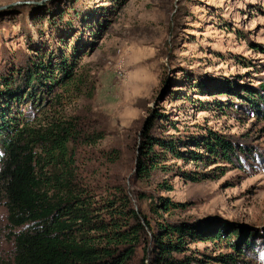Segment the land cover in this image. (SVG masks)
I'll list each match as a JSON object with an SVG mask.
<instances>
[{
	"label": "rangeland",
	"instance_id": "obj_1",
	"mask_svg": "<svg viewBox=\"0 0 264 264\" xmlns=\"http://www.w3.org/2000/svg\"><path fill=\"white\" fill-rule=\"evenodd\" d=\"M64 58L82 87L74 99L64 95L62 113L102 137L76 147V186L96 204L122 194L153 230L159 216L222 230L220 240L188 245L194 264H223L219 256L264 264V0H0V79ZM154 113L156 134L179 141L181 152H198L190 141L213 133L235 148L233 163L169 157L172 173L142 180L135 163ZM177 169L212 177L191 183ZM164 182L172 191L162 192ZM159 198L182 208L164 213ZM6 216L0 196V264H13L21 228L11 231Z\"/></svg>",
	"mask_w": 264,
	"mask_h": 264
},
{
	"label": "trees",
	"instance_id": "obj_2",
	"mask_svg": "<svg viewBox=\"0 0 264 264\" xmlns=\"http://www.w3.org/2000/svg\"><path fill=\"white\" fill-rule=\"evenodd\" d=\"M67 62L65 58L51 66L42 60L41 66L29 62L25 70H15L8 78L0 79V103L11 102L3 108L0 105V196L8 227L11 231L21 228L12 234L13 264H194L196 261L186 256L188 245L220 240L222 230L211 233L169 221L158 215L157 204H150L151 215L159 216L153 230L146 216L131 208L122 194L96 204L76 186V147L95 144L102 137L82 132L78 120L65 118L62 113L64 95L74 99L82 87L74 74L75 63ZM43 65L48 69L47 76L41 74ZM24 107L32 113L22 112ZM157 117L154 113L147 122L143 146L138 150L135 172L142 180L159 169L170 173L172 168L164 166L169 157L202 160L208 166L217 159L233 163L235 148L213 133L200 141H190L198 152H181L179 141L165 140L156 134ZM175 173L191 183L212 177L179 169ZM161 190L170 192L172 186L164 182ZM159 201L164 213L182 208L165 198ZM236 236L232 233L226 242ZM229 242V249L244 253ZM138 249L143 255L135 260ZM215 260L223 264L244 263L231 257L219 256Z\"/></svg>",
	"mask_w": 264,
	"mask_h": 264
}]
</instances>
